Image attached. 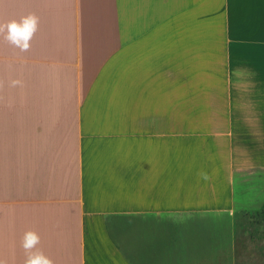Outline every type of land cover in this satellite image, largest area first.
<instances>
[{
	"label": "crops",
	"instance_id": "1",
	"mask_svg": "<svg viewBox=\"0 0 264 264\" xmlns=\"http://www.w3.org/2000/svg\"><path fill=\"white\" fill-rule=\"evenodd\" d=\"M247 4L259 1L36 0L28 51L0 34V260L23 264L28 229L54 264L264 255L243 216L264 205V115L230 104L222 122L210 97L170 99L211 92L220 58L211 36L152 33L230 26L254 16ZM14 5L0 0V23L19 20ZM91 92L97 106L127 105L129 126L89 118Z\"/></svg>",
	"mask_w": 264,
	"mask_h": 264
},
{
	"label": "rangeland",
	"instance_id": "2",
	"mask_svg": "<svg viewBox=\"0 0 264 264\" xmlns=\"http://www.w3.org/2000/svg\"><path fill=\"white\" fill-rule=\"evenodd\" d=\"M11 4L19 5V10L11 11L17 18L33 14L36 0H7ZM258 7L252 4H247L255 9L249 12V18L238 17L239 11L234 13L232 25L230 26H198V25H184L185 27H169L156 30L152 33H170L180 35L201 34L211 36V46L209 50L213 58H220L210 62L209 67L211 72L218 74L211 75V84L213 90L200 92H170V99L183 98L184 100H192L200 95L201 99L212 98L213 109L216 111L218 121H225V116L230 114V104L232 110H240L244 115L253 114V110H258L264 115V1L258 0ZM14 5V6H15ZM240 8H244L246 3L241 4ZM241 9V10H242ZM11 16V15H10ZM191 22V21H190ZM189 80L194 79V76L186 75ZM195 82V81H194ZM193 82V83H194ZM108 82H106L107 84ZM96 92H91L89 100V118L99 117L102 113L104 119H110V116L116 114L123 121L124 126H129L128 112L129 107L124 106H105L101 105L99 101V108L97 102L94 100ZM123 92H121L122 95ZM127 93V92H124ZM104 95H110L109 91H105ZM211 95V96H210ZM122 102V100H121ZM106 103V102H105ZM116 104V103H115ZM91 115V116H90ZM110 122H106L105 126ZM264 206V205H263ZM244 216V215H243ZM248 217L244 218L246 220ZM245 220V221H246ZM258 234L264 240V227L254 226ZM251 244V241H249ZM261 251L263 247H256ZM247 247L246 263L245 264H264V255H254Z\"/></svg>",
	"mask_w": 264,
	"mask_h": 264
},
{
	"label": "clouds",
	"instance_id": "3",
	"mask_svg": "<svg viewBox=\"0 0 264 264\" xmlns=\"http://www.w3.org/2000/svg\"><path fill=\"white\" fill-rule=\"evenodd\" d=\"M37 27L38 17L35 14H28L22 16L19 20L12 19L5 23H0V34L4 35V39L7 42L24 52L31 47L30 42L37 31ZM10 86H22V81L12 80ZM39 243L40 236L35 230L28 229L24 232L21 242L24 252L23 264H54L43 251L37 248ZM0 264H5V261L0 260Z\"/></svg>",
	"mask_w": 264,
	"mask_h": 264
},
{
	"label": "trees",
	"instance_id": "4",
	"mask_svg": "<svg viewBox=\"0 0 264 264\" xmlns=\"http://www.w3.org/2000/svg\"><path fill=\"white\" fill-rule=\"evenodd\" d=\"M243 215L244 218L248 217V220H245L251 236L255 239H261L262 237L256 231L257 229H253V227L256 225L264 227V206L253 212H244Z\"/></svg>",
	"mask_w": 264,
	"mask_h": 264
}]
</instances>
